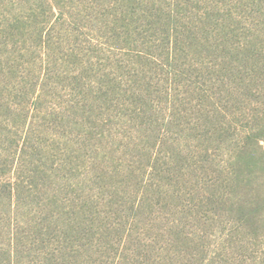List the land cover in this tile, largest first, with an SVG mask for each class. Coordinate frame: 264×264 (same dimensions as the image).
<instances>
[{
    "label": "trees",
    "instance_id": "trees-1",
    "mask_svg": "<svg viewBox=\"0 0 264 264\" xmlns=\"http://www.w3.org/2000/svg\"><path fill=\"white\" fill-rule=\"evenodd\" d=\"M49 10L52 13V5ZM110 10L112 19H103V25L113 29L120 22L119 40L139 44L138 55L153 63L162 58L168 82L134 87L135 92L128 97L135 103L127 108L117 85L92 88L90 81L80 83L74 74L69 112L86 111L84 101L92 91L102 102L98 107L111 117L118 119L123 110L128 111L152 132L151 124L162 112L151 98L156 93L165 101L167 132L177 135L169 139L174 173L183 176L191 184L193 195L202 197L214 212H239L236 221L244 226L264 222V215L258 213L264 212V47L256 42L233 41L225 18L215 19L214 24L184 19L176 0L167 10L147 7L148 12L141 15L145 21L138 20L130 4L114 5ZM219 13L217 10L221 17ZM37 16L34 10L0 24V209L16 215L15 226L8 223L6 229L0 228V264H177L172 247L184 235V218L174 221L170 216H151L148 223L152 227L157 222L167 226L140 229L135 226L140 223L136 216L131 221L135 225L126 229L122 217L107 220L90 206L87 212L56 214L53 225H45V218L35 226L29 225L28 218L19 219L23 194L33 192L30 180L48 178V156L59 187L69 184V178L60 173L67 172L68 160L78 151L70 149L77 144H71L68 135L53 134L57 144L63 140L64 147L57 146V153L50 154L33 127L41 118V104L55 90L51 79L58 77L52 65L51 39L43 36ZM138 22L144 25L140 34L135 26ZM82 60L79 58L84 63ZM51 112L56 120L64 119L67 113ZM72 123L74 129L87 126L84 122L78 125L76 120ZM100 125L102 122L96 128ZM91 204L94 202L89 200L87 205ZM56 209L61 212L60 207ZM11 218L2 214L0 222H10ZM114 235L118 243L115 252L104 250L103 239L113 241ZM183 240L202 244L200 237L194 240L184 236Z\"/></svg>",
    "mask_w": 264,
    "mask_h": 264
},
{
    "label": "rangeland",
    "instance_id": "rangeland-1",
    "mask_svg": "<svg viewBox=\"0 0 264 264\" xmlns=\"http://www.w3.org/2000/svg\"><path fill=\"white\" fill-rule=\"evenodd\" d=\"M173 1L0 0V24L35 10L43 36L51 39L52 65L58 77L51 79L55 90L44 99L41 118L33 126L42 137L43 149L56 154L57 146L64 147L63 140L57 144L53 134L68 135L71 144H77L71 145L70 149L78 148L68 160L64 169L67 172L60 173L69 178V184L58 187L52 158L48 156V178L30 180L33 192L23 194L24 208L17 215L19 219L28 218L29 225L39 224L42 218H45V225H53V217L58 213L87 212L92 206L107 220L118 221L122 217L121 224L126 229L136 216L140 223L133 225L140 229L152 227L148 223L151 216H170L174 221L184 218L181 230L184 235L172 247L177 254V264H264V222L244 226L236 221L239 212H214L202 197L193 195L191 184L183 176L174 173L176 164L170 158L169 144L177 135L170 132L169 136L167 132V119L163 114L165 101L161 96L151 94L153 101L162 108L151 124L152 132L146 129L147 124L137 122L128 111L123 110L118 119L111 117L98 107L101 101L92 91L84 101L86 111L81 109L75 115L72 110L69 112L74 74L80 83L90 81L92 88L117 85L127 108H131V102L135 103L133 97H128L135 92L134 87L166 85L169 75L168 69L162 66L164 60L159 58L153 63L152 59L138 55L139 44L117 38V33L122 31L120 22L110 29L102 21H111L113 11L110 9L114 5L130 4L134 8L133 14L139 16L138 20L145 21L141 15L148 12L145 11L147 7L161 6L167 10ZM176 1L182 6L180 13L184 19L214 24L215 19L225 18L232 30L233 41L256 42L257 46L264 47V0ZM49 5H52V13ZM142 23H135L139 34L140 28L144 27ZM159 35L156 33L155 36ZM52 110L67 113L64 119L56 120ZM73 115L76 118L72 119ZM73 120L87 126H83V130L81 127L74 129ZM101 122L102 127L96 128ZM97 130L102 132V137L96 134ZM180 143L181 147L186 145L185 140ZM89 200L94 204L87 205ZM57 206L61 212H57ZM258 213L264 215V212ZM2 214L12 218L10 222H0V228L6 229L8 223L9 227L16 225L14 212H1L0 209V218ZM165 226V222H157L152 228ZM184 236L194 240L200 237L202 244L184 242ZM114 237L113 241L107 237L103 239L104 250L110 248L115 252L118 243ZM231 252H234L233 257ZM232 258L236 259L230 261Z\"/></svg>",
    "mask_w": 264,
    "mask_h": 264
}]
</instances>
